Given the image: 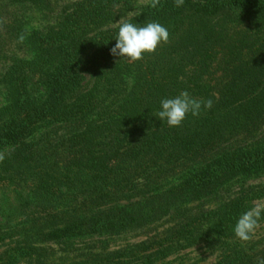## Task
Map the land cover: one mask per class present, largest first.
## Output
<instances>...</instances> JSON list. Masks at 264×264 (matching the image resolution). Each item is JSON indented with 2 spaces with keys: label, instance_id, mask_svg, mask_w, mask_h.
Listing matches in <instances>:
<instances>
[{
  "label": "trees",
  "instance_id": "trees-1",
  "mask_svg": "<svg viewBox=\"0 0 264 264\" xmlns=\"http://www.w3.org/2000/svg\"><path fill=\"white\" fill-rule=\"evenodd\" d=\"M60 1L0 0V264L264 259L234 233L264 199V0ZM120 21L169 42L129 63ZM181 91L213 106L169 127L156 113Z\"/></svg>",
  "mask_w": 264,
  "mask_h": 264
},
{
  "label": "clouds",
  "instance_id": "clouds-1",
  "mask_svg": "<svg viewBox=\"0 0 264 264\" xmlns=\"http://www.w3.org/2000/svg\"><path fill=\"white\" fill-rule=\"evenodd\" d=\"M160 0H150V6L157 8ZM176 7H181L184 0H174ZM26 35L21 33L17 42L23 43ZM115 45L111 48V54L129 63L141 61L146 54H154L163 43L169 42V32L159 22H148L144 26H137L131 22L120 21L118 23V35L115 38ZM120 59V60H121ZM118 62V61H117ZM161 109L156 116L161 121H166L169 127H180L189 114L198 117L202 108L211 109L213 101L197 100L188 91H181L174 98H164L160 101ZM4 157L0 155V162ZM264 204L254 203L251 208L243 212L238 218L234 233L236 238L242 242L251 241L264 219ZM257 264H264V259H259Z\"/></svg>",
  "mask_w": 264,
  "mask_h": 264
},
{
  "label": "rangeland",
  "instance_id": "rangeland-1",
  "mask_svg": "<svg viewBox=\"0 0 264 264\" xmlns=\"http://www.w3.org/2000/svg\"><path fill=\"white\" fill-rule=\"evenodd\" d=\"M71 0H61L60 3H64ZM150 0H137L136 5L140 6L142 4L147 3ZM38 17V16H37ZM36 18L35 20H37ZM264 180V179H262ZM262 180H259L262 181ZM257 203L264 204V199L257 201ZM144 236L137 235L136 233H129L128 235H124L119 238H113L111 240V247L122 245L126 242H135L139 241ZM255 237L257 239L264 238V222L260 224V227L256 230ZM56 248L55 258L56 260H63L69 258L66 254H62L63 251L57 245H54ZM8 244L0 245V252L7 249ZM62 257V258H61ZM217 260V254H209L203 246H196L187 250L180 252L178 255L172 256L169 264H213ZM22 264H26L25 262Z\"/></svg>",
  "mask_w": 264,
  "mask_h": 264
}]
</instances>
